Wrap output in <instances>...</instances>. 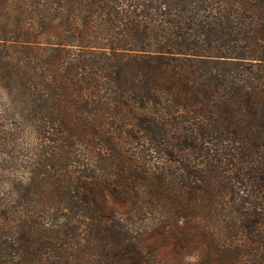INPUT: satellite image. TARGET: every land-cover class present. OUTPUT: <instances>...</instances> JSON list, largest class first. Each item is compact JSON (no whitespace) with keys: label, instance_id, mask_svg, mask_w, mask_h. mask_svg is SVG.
Wrapping results in <instances>:
<instances>
[{"label":"trees","instance_id":"1","mask_svg":"<svg viewBox=\"0 0 264 264\" xmlns=\"http://www.w3.org/2000/svg\"><path fill=\"white\" fill-rule=\"evenodd\" d=\"M0 127V264H264V0H0Z\"/></svg>","mask_w":264,"mask_h":264},{"label":"rangeland","instance_id":"2","mask_svg":"<svg viewBox=\"0 0 264 264\" xmlns=\"http://www.w3.org/2000/svg\"><path fill=\"white\" fill-rule=\"evenodd\" d=\"M33 134L29 131H10L9 127H0V195L7 197L14 193L13 186L25 177L27 164L26 148L33 143ZM167 257L173 260L171 250Z\"/></svg>","mask_w":264,"mask_h":264}]
</instances>
